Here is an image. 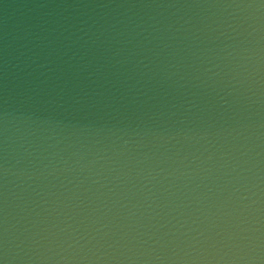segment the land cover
Listing matches in <instances>:
<instances>
[{"label": "water", "instance_id": "obj_1", "mask_svg": "<svg viewBox=\"0 0 264 264\" xmlns=\"http://www.w3.org/2000/svg\"><path fill=\"white\" fill-rule=\"evenodd\" d=\"M0 264H264V0H0Z\"/></svg>", "mask_w": 264, "mask_h": 264}]
</instances>
